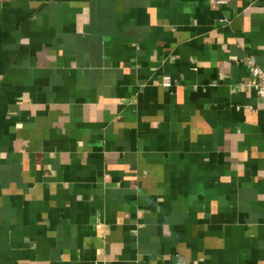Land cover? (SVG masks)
Segmentation results:
<instances>
[{
  "label": "crops",
  "instance_id": "0c3cea01",
  "mask_svg": "<svg viewBox=\"0 0 264 264\" xmlns=\"http://www.w3.org/2000/svg\"><path fill=\"white\" fill-rule=\"evenodd\" d=\"M250 59L264 0H0V264H264Z\"/></svg>",
  "mask_w": 264,
  "mask_h": 264
},
{
  "label": "built area",
  "instance_id": "2783aa9c",
  "mask_svg": "<svg viewBox=\"0 0 264 264\" xmlns=\"http://www.w3.org/2000/svg\"><path fill=\"white\" fill-rule=\"evenodd\" d=\"M247 63L250 65L255 76V81L252 83V85L257 90L259 96L264 98V69L258 66L253 59L248 60ZM166 85L172 86V83L168 81Z\"/></svg>",
  "mask_w": 264,
  "mask_h": 264
}]
</instances>
